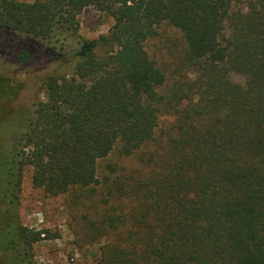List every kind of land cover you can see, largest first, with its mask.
Returning a JSON list of instances; mask_svg holds the SVG:
<instances>
[{"label":"trees","instance_id":"obj_1","mask_svg":"<svg viewBox=\"0 0 264 264\" xmlns=\"http://www.w3.org/2000/svg\"><path fill=\"white\" fill-rule=\"evenodd\" d=\"M88 5L112 18L91 39L77 35ZM161 22L182 33L196 98L175 107L171 159L139 186L146 263L264 264V0H0V43L16 62L40 41L65 67L75 60L71 74L0 76V264H32L39 239L18 214L25 166L49 195L95 183L98 158L116 142L133 152L178 103L159 92L164 74L144 48ZM33 86L42 97L24 105Z\"/></svg>","mask_w":264,"mask_h":264},{"label":"rangeland","instance_id":"obj_2","mask_svg":"<svg viewBox=\"0 0 264 264\" xmlns=\"http://www.w3.org/2000/svg\"><path fill=\"white\" fill-rule=\"evenodd\" d=\"M77 20L78 37L88 39L105 34L112 24L110 15L91 5L80 11ZM42 42L26 65L16 62L0 43V76L28 73L34 78L52 70L71 74L75 60L65 67L60 51ZM114 48L100 46L96 52L103 56ZM144 48L164 74L159 92L167 96L176 92L178 103L171 99V106L161 108L152 137L133 152L121 154L116 142L107 155L98 158L95 183L70 186L63 193L49 195L31 184V167L23 168L18 194L20 222L40 231L39 239L31 243L32 264H147L141 220L144 198L139 186L162 172L171 159L168 144L176 135L178 114L174 109L189 105L196 95L188 89L195 70L184 59L185 42L178 28L159 23L156 33L144 41ZM230 77L243 81L233 72ZM28 89L21 99L24 105H29L26 98L30 94L42 97L41 88ZM1 114L0 109L3 135Z\"/></svg>","mask_w":264,"mask_h":264}]
</instances>
